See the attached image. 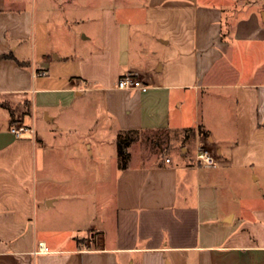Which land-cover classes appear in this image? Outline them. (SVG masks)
<instances>
[{"label": "crops", "instance_id": "crops-1", "mask_svg": "<svg viewBox=\"0 0 264 264\" xmlns=\"http://www.w3.org/2000/svg\"><path fill=\"white\" fill-rule=\"evenodd\" d=\"M143 7L137 24L79 3L77 28L61 21L54 44L38 0H0V52L13 55L0 60V264H264V0ZM127 74L144 87L119 88ZM38 107L46 120L59 108L97 120L101 107L110 130L135 134L125 166L86 165L98 177L89 236L51 241L38 225L84 194L55 132L12 133L35 128ZM200 145L215 164L196 162ZM41 241L49 251L35 252Z\"/></svg>", "mask_w": 264, "mask_h": 264}, {"label": "rangeland", "instance_id": "rangeland-1", "mask_svg": "<svg viewBox=\"0 0 264 264\" xmlns=\"http://www.w3.org/2000/svg\"><path fill=\"white\" fill-rule=\"evenodd\" d=\"M87 1L88 0H82V2H78L74 0L73 6H71L63 2L58 3L56 0H48L49 10L42 11L39 10L41 0H38V9L36 10L37 17H44L47 19L52 43L56 44L58 42L61 21L69 22L72 28H77V23L75 21L78 17L85 14L84 11L79 12V10H77L78 4H86ZM147 1L148 0H97V3L99 8L108 4L115 5L117 7L116 12L120 17L131 19L137 24H141L140 22L144 19L145 14L143 6ZM94 2L95 0H93V3ZM150 28L152 29L153 27ZM78 100L86 102L89 101L90 98L83 97ZM84 105L85 103H83V106ZM52 111L55 114V118L46 120L44 109L42 107L37 108L35 134L37 132V136L42 138L50 132H55L53 135H55L54 138H57L55 139L56 143L64 145L62 161L65 160L70 163V157L77 156V164L81 165L77 166V178L79 177V179L81 178L83 181L82 185L84 190L81 200L71 203H58L39 213L40 215L37 222L40 229L45 228L44 230L50 235L51 241H62L69 237L89 236L91 232L90 225L96 217L94 208L95 202L93 200L96 199V197L91 196V182L98 179L96 169H94L97 168V166L86 165L90 162H98L101 165V157L108 159V156V160L111 161L110 163L116 165V163L122 162V158L119 153L118 141L116 140V137L118 138L120 134L117 133L116 130H110L107 127L108 123L103 122V110L101 107H99L98 110L99 115L97 120L96 118L90 120L86 117L85 113H83L81 117L72 118L69 117V111H63L60 108ZM90 143L93 145L92 147L88 145ZM131 143L129 146L132 145ZM129 146L128 149L130 148ZM131 149L132 147L130 150ZM93 150L94 153L92 152ZM109 167L111 170L114 168V172L117 168L116 166ZM61 172V169H59V173ZM67 177H69V175H67ZM108 177L110 179V174ZM112 180L114 181V179ZM106 205L107 202L103 204L100 203L99 206L106 207Z\"/></svg>", "mask_w": 264, "mask_h": 264}, {"label": "built area", "instance_id": "built-area-1", "mask_svg": "<svg viewBox=\"0 0 264 264\" xmlns=\"http://www.w3.org/2000/svg\"><path fill=\"white\" fill-rule=\"evenodd\" d=\"M45 72L41 71L38 72V75H43ZM117 86L119 88L124 89H136V88H142L144 87V84L142 82V79L134 74H127L122 76L117 83ZM12 133H14L17 137H22L24 132L29 131L31 133L35 132L34 126H29L26 124H23L21 122H16L11 127ZM197 163H204V164H215L216 162V156L214 154V151L205 145H200L197 147L196 156H195ZM169 160V158H167ZM49 251L48 245L41 241L39 242L38 249L35 252H47Z\"/></svg>", "mask_w": 264, "mask_h": 264}, {"label": "trees", "instance_id": "trees-1", "mask_svg": "<svg viewBox=\"0 0 264 264\" xmlns=\"http://www.w3.org/2000/svg\"><path fill=\"white\" fill-rule=\"evenodd\" d=\"M12 56L13 55L10 52L9 53L0 52V60ZM10 109H11V113L14 115L15 110L12 107H10ZM134 139H135V134L133 131L127 132L126 134H121L117 139L119 145V153L122 158V162H121L122 166H125L130 158V152L128 150V146Z\"/></svg>", "mask_w": 264, "mask_h": 264}, {"label": "water", "instance_id": "water-1", "mask_svg": "<svg viewBox=\"0 0 264 264\" xmlns=\"http://www.w3.org/2000/svg\"><path fill=\"white\" fill-rule=\"evenodd\" d=\"M263 20H264V12H263Z\"/></svg>", "mask_w": 264, "mask_h": 264}]
</instances>
